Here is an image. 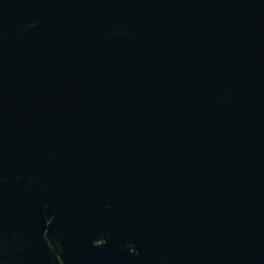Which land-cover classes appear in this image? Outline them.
<instances>
[{"label": "water", "instance_id": "obj_1", "mask_svg": "<svg viewBox=\"0 0 264 264\" xmlns=\"http://www.w3.org/2000/svg\"><path fill=\"white\" fill-rule=\"evenodd\" d=\"M0 264H264V0H0Z\"/></svg>", "mask_w": 264, "mask_h": 264}]
</instances>
